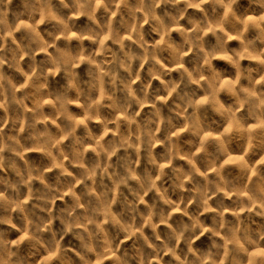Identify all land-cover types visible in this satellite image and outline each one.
Here are the masks:
<instances>
[{
    "label": "clouds",
    "instance_id": "9594fccd",
    "mask_svg": "<svg viewBox=\"0 0 264 264\" xmlns=\"http://www.w3.org/2000/svg\"><path fill=\"white\" fill-rule=\"evenodd\" d=\"M0 264H264V0H0Z\"/></svg>",
    "mask_w": 264,
    "mask_h": 264
},
{
    "label": "rangeland",
    "instance_id": "374dc122",
    "mask_svg": "<svg viewBox=\"0 0 264 264\" xmlns=\"http://www.w3.org/2000/svg\"><path fill=\"white\" fill-rule=\"evenodd\" d=\"M242 3H243V0H242ZM220 67H224L223 65H219Z\"/></svg>",
    "mask_w": 264,
    "mask_h": 264
}]
</instances>
